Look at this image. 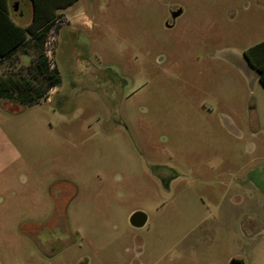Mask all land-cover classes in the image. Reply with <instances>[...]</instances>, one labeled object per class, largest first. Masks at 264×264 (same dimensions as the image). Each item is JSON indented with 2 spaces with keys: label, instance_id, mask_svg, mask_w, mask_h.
Returning a JSON list of instances; mask_svg holds the SVG:
<instances>
[{
  "label": "rangeland",
  "instance_id": "374dc122",
  "mask_svg": "<svg viewBox=\"0 0 264 264\" xmlns=\"http://www.w3.org/2000/svg\"><path fill=\"white\" fill-rule=\"evenodd\" d=\"M263 40L264 0L59 9L0 63V264H264Z\"/></svg>",
  "mask_w": 264,
  "mask_h": 264
},
{
  "label": "trees",
  "instance_id": "16d2710c",
  "mask_svg": "<svg viewBox=\"0 0 264 264\" xmlns=\"http://www.w3.org/2000/svg\"><path fill=\"white\" fill-rule=\"evenodd\" d=\"M76 1L32 0V20L29 24L22 25L12 16L10 0H0V63L20 47L26 46L30 38L42 44L57 17L58 10ZM244 53L249 63L256 68L258 77L264 85V40L250 46ZM45 61L43 57L42 62ZM25 83L21 86L22 90L26 89ZM17 84V80L12 76L1 79L0 97H13L12 92Z\"/></svg>",
  "mask_w": 264,
  "mask_h": 264
},
{
  "label": "crops",
  "instance_id": "0c3cea01",
  "mask_svg": "<svg viewBox=\"0 0 264 264\" xmlns=\"http://www.w3.org/2000/svg\"><path fill=\"white\" fill-rule=\"evenodd\" d=\"M10 4H11V8H12V16L14 17V19L22 25L29 24L30 21L32 20V14H33L32 0H10ZM24 6L30 7V12L28 15H26V13H24V11H23ZM23 18H28V19L24 20ZM14 53H16V52H14ZM13 54H11V55H13Z\"/></svg>",
  "mask_w": 264,
  "mask_h": 264
},
{
  "label": "water",
  "instance_id": "95a60500",
  "mask_svg": "<svg viewBox=\"0 0 264 264\" xmlns=\"http://www.w3.org/2000/svg\"><path fill=\"white\" fill-rule=\"evenodd\" d=\"M179 11H175L173 16H177ZM148 216L144 211H135L131 214L130 221L134 226H144L147 222ZM231 264H241L239 260H232Z\"/></svg>",
  "mask_w": 264,
  "mask_h": 264
}]
</instances>
